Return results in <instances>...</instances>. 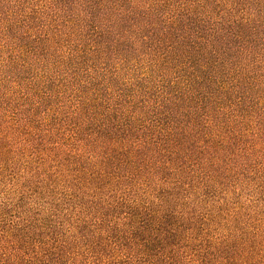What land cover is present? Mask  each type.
Listing matches in <instances>:
<instances>
[{
  "label": "trees",
  "instance_id": "16d2710c",
  "mask_svg": "<svg viewBox=\"0 0 264 264\" xmlns=\"http://www.w3.org/2000/svg\"><path fill=\"white\" fill-rule=\"evenodd\" d=\"M0 264H264V0H0Z\"/></svg>",
  "mask_w": 264,
  "mask_h": 264
}]
</instances>
